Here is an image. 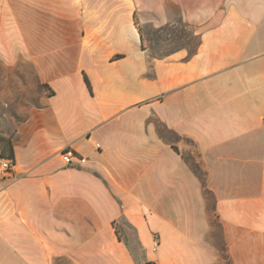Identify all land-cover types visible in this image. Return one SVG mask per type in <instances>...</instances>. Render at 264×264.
Returning <instances> with one entry per match:
<instances>
[{
    "label": "crops",
    "instance_id": "0c3cea01",
    "mask_svg": "<svg viewBox=\"0 0 264 264\" xmlns=\"http://www.w3.org/2000/svg\"><path fill=\"white\" fill-rule=\"evenodd\" d=\"M12 58L41 92L0 129V264H264V0H0Z\"/></svg>",
    "mask_w": 264,
    "mask_h": 264
},
{
    "label": "rangeland",
    "instance_id": "374dc122",
    "mask_svg": "<svg viewBox=\"0 0 264 264\" xmlns=\"http://www.w3.org/2000/svg\"><path fill=\"white\" fill-rule=\"evenodd\" d=\"M191 31L184 25L166 27L151 37V49L158 52L163 48H178L194 45L189 35ZM4 66L0 62V129L10 131L16 124L24 119L26 108L36 103L41 92L35 77L30 71L25 59H10ZM185 160L201 176L192 148L184 152ZM211 204V202H210ZM217 240L218 229L214 228ZM64 264V261L58 263Z\"/></svg>",
    "mask_w": 264,
    "mask_h": 264
},
{
    "label": "built area",
    "instance_id": "2783aa9c",
    "mask_svg": "<svg viewBox=\"0 0 264 264\" xmlns=\"http://www.w3.org/2000/svg\"><path fill=\"white\" fill-rule=\"evenodd\" d=\"M62 161L65 165H70L71 163H77L82 165L86 162V159L70 148L67 147L61 152ZM14 168V160L10 158H1L0 160V177L10 173ZM156 245V244H154Z\"/></svg>",
    "mask_w": 264,
    "mask_h": 264
},
{
    "label": "trees",
    "instance_id": "16d2710c",
    "mask_svg": "<svg viewBox=\"0 0 264 264\" xmlns=\"http://www.w3.org/2000/svg\"><path fill=\"white\" fill-rule=\"evenodd\" d=\"M85 80L89 86L88 79L85 78ZM0 156L2 158H10L14 160V154H13V148H12L11 141L1 136H0Z\"/></svg>",
    "mask_w": 264,
    "mask_h": 264
}]
</instances>
